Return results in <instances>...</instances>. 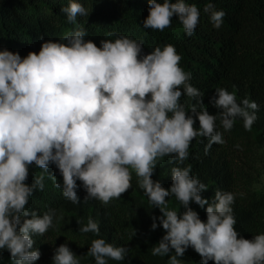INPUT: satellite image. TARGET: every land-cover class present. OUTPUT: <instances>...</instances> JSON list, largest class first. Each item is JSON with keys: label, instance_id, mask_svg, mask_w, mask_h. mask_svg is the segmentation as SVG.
<instances>
[{"label": "clouds", "instance_id": "1", "mask_svg": "<svg viewBox=\"0 0 264 264\" xmlns=\"http://www.w3.org/2000/svg\"><path fill=\"white\" fill-rule=\"evenodd\" d=\"M147 5L144 29L162 32L175 17L185 35L192 36L199 23L200 9L187 0H147ZM61 12L73 25L78 16H89L78 0H68ZM203 13L214 29L221 27L224 11L209 2ZM86 36L83 27H76L60 40L43 41L38 52L24 57L0 50V250L10 253L11 264L39 259L34 237L43 236L61 219L55 209L41 214L28 207L33 191L44 190L46 174L72 204L81 202L77 189L82 188L84 201L108 205L131 188L134 173L149 205L161 213L151 217V230L157 229V221L164 230L151 247L153 256L181 264L179 257L191 247L200 264H264V232L245 239L234 227V194L217 189L211 201L202 198L207 185L191 174L190 165L182 166L195 138L207 140V155L213 144L225 143L223 134L237 119L251 131L256 102H238L235 92L219 87L209 98L217 111L209 114L204 93L179 66L181 56L174 45L156 46L145 54L142 41L124 35L101 39L99 47ZM182 96L192 102H181ZM165 157L172 165L168 188L152 179ZM50 165L62 182L48 173ZM31 167L42 171L29 185ZM170 197L183 211L169 208ZM190 202L205 210L206 220ZM76 222L80 233L100 237L91 217L86 224ZM127 253L125 246L100 237L91 240L83 256L61 244L51 261L80 264L82 257H90L94 264H109L124 261Z\"/></svg>", "mask_w": 264, "mask_h": 264}, {"label": "trees", "instance_id": "2", "mask_svg": "<svg viewBox=\"0 0 264 264\" xmlns=\"http://www.w3.org/2000/svg\"><path fill=\"white\" fill-rule=\"evenodd\" d=\"M78 2L88 10L89 16H78L77 23L73 25L61 12L68 0L0 1V50L7 48L24 57L29 51L38 52L43 41L60 40L76 27H83L86 39L92 40L98 47L101 39L114 40L120 35L142 41L145 54L156 46L174 45L181 56L179 66L190 73L191 85L204 93L202 102L209 114L217 111L209 104V98L219 87L235 92L238 102L248 98L258 105L257 119L251 131H245L242 121L237 119L234 127L223 134L225 143L213 144L207 155L204 152L207 140L195 138L189 147V158L182 166L190 165L191 174L207 185L208 190L201 193L202 198L211 201L217 189L234 194L232 207L237 221L234 227L245 239L264 232V192L256 194L240 190L233 163L236 150L249 149L264 142V0H187L201 11L192 36L185 35L175 17L171 26L162 32L144 29L143 20L148 15L147 0ZM209 2L225 13L219 29H214L203 13V7ZM181 102L188 104L192 101L182 96ZM168 159L165 157L158 161L152 177L165 188L171 185L169 170L172 165ZM41 171L31 167L26 183L30 185L33 176L40 175ZM48 173L62 182L54 165L49 166ZM44 184L43 191H33L28 207L41 214L49 208L55 209L61 219L58 224L54 220L55 228H50L43 236L34 237L33 247L41 254L34 264H43L52 245L58 247L67 243L76 255H86L91 240L100 237L115 246L128 248L124 261L110 260L109 264H163V260L167 259L151 254V247L164 234L158 221L157 229L151 230V217L161 213L149 205L147 197L137 186L134 173L131 188L108 205L94 199L84 201L86 193L82 188L77 189L81 202L74 205L63 197L61 189L54 187L47 174ZM77 184L80 182L77 181ZM168 203L170 209L183 211L174 197L168 198ZM189 206L198 212L202 221L206 220L204 209L191 202ZM89 217L98 223L100 237L78 231L76 221L86 224ZM179 259L181 264H200L201 258L189 247ZM0 264H11L8 251L0 250ZM80 264H94V261L90 257H82ZM209 264L213 262L209 261Z\"/></svg>", "mask_w": 264, "mask_h": 264}, {"label": "rangeland", "instance_id": "3", "mask_svg": "<svg viewBox=\"0 0 264 264\" xmlns=\"http://www.w3.org/2000/svg\"><path fill=\"white\" fill-rule=\"evenodd\" d=\"M233 157L234 176L238 188L250 190L256 194L264 192V142L249 149L240 148L235 151ZM61 243L63 242H59ZM55 248L54 245L50 247L43 264H52L51 257ZM166 262L165 258L163 264Z\"/></svg>", "mask_w": 264, "mask_h": 264}]
</instances>
